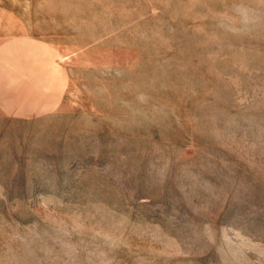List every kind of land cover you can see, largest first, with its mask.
<instances>
[{
  "label": "rangeland",
  "instance_id": "374dc122",
  "mask_svg": "<svg viewBox=\"0 0 264 264\" xmlns=\"http://www.w3.org/2000/svg\"><path fill=\"white\" fill-rule=\"evenodd\" d=\"M0 264H264V0H0Z\"/></svg>",
  "mask_w": 264,
  "mask_h": 264
}]
</instances>
